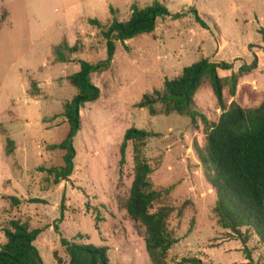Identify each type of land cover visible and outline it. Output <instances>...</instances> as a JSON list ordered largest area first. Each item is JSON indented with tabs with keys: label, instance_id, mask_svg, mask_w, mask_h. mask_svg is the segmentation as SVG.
Wrapping results in <instances>:
<instances>
[{
	"label": "rangeland",
	"instance_id": "obj_1",
	"mask_svg": "<svg viewBox=\"0 0 264 264\" xmlns=\"http://www.w3.org/2000/svg\"><path fill=\"white\" fill-rule=\"evenodd\" d=\"M154 1L172 16L159 19L152 34L127 41V48L116 42L110 68L92 74L100 98L81 109L74 171L69 181L56 184L48 170L62 165V154L51 147L62 141L64 107L77 94L69 77L79 71L80 61L97 64L107 57L105 40L89 20L104 26L127 21L134 4L143 8ZM255 58L257 67L240 78L235 96L224 90L226 108L232 102L246 110L264 103V0H0V247L6 242L4 228L19 220L42 230L35 245L45 264H57L56 255L68 263L62 237L108 247L111 264H152L145 228L127 212L133 142L120 164L124 134L134 127L155 135L142 154L152 169L153 189L164 193L157 207L173 210L168 228L178 243L166 263L196 258L264 264V246L254 233L248 232L244 244L217 224L216 192L196 152L206 143L202 120L193 125L188 117L151 116L137 107L145 94L163 90L166 80L201 59L230 63L232 70L218 71L225 78ZM195 103L210 124L219 121L223 111L208 80Z\"/></svg>",
	"mask_w": 264,
	"mask_h": 264
},
{
	"label": "trees",
	"instance_id": "obj_2",
	"mask_svg": "<svg viewBox=\"0 0 264 264\" xmlns=\"http://www.w3.org/2000/svg\"><path fill=\"white\" fill-rule=\"evenodd\" d=\"M131 12L127 21L114 19L109 26H104L97 19L89 20L105 40L107 57L97 64L80 61L79 71L69 77L77 94L64 107L63 117L67 127L62 141L51 147L62 154V165L48 170L55 175L56 184L69 181L73 174L76 157L74 138L81 130V109L100 98L101 91L93 84L92 74L110 68L116 53V42L127 48V41L152 34L159 19L172 16L167 7L158 1L143 8L134 4ZM191 12L197 22L207 29L197 10L192 9ZM179 17L180 14L173 16L176 19ZM70 51L75 52L76 48ZM58 58L67 62L60 52ZM256 60L252 65H243L230 77L223 78L218 71L232 70L230 63L201 59L185 67L178 78L166 80L163 90L145 94L137 107L147 109L151 116L178 114L188 117L193 125H197L199 118L202 120L207 127L206 143L203 147L197 146L196 152L206 181L216 192L217 224L242 237L244 244H247L248 232L251 231L264 246V103L249 110L235 102L226 108L224 103V90L229 88L230 95L234 97L240 78L257 67ZM205 80L209 81L223 111L219 121L213 124L197 110L195 103L196 94ZM154 136L146 130L129 128L121 144L120 164L125 163L128 144L133 142L135 169L127 212L135 223L145 228V246L152 264H167L168 252L178 243L168 228L173 210L165 205L157 207L164 193L153 189L150 181L152 169L142 154L147 140ZM62 218L63 215L60 221ZM242 229L246 232L243 233ZM54 230L59 233L58 226ZM3 233L6 242L0 247V264H45L35 245L41 229H32L27 222L12 220ZM61 245L69 258L67 264H111L106 246L80 244L63 237ZM250 259L248 255L247 260ZM56 260L57 264H64L57 255ZM186 263L212 264L196 258Z\"/></svg>",
	"mask_w": 264,
	"mask_h": 264
}]
</instances>
